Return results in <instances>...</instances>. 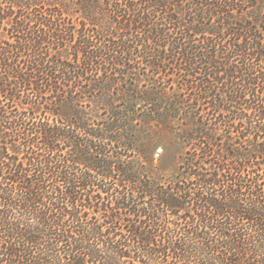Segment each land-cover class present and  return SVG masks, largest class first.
I'll use <instances>...</instances> for the list:
<instances>
[{
    "label": "trees",
    "instance_id": "16d2710c",
    "mask_svg": "<svg viewBox=\"0 0 264 264\" xmlns=\"http://www.w3.org/2000/svg\"><path fill=\"white\" fill-rule=\"evenodd\" d=\"M0 264H264V0H0Z\"/></svg>",
    "mask_w": 264,
    "mask_h": 264
}]
</instances>
